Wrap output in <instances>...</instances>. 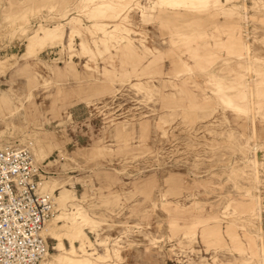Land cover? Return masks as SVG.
<instances>
[{
    "label": "rangeland",
    "instance_id": "1",
    "mask_svg": "<svg viewBox=\"0 0 264 264\" xmlns=\"http://www.w3.org/2000/svg\"><path fill=\"white\" fill-rule=\"evenodd\" d=\"M84 1L0 0V145L29 147L43 180L74 190L62 205L41 186L57 210L43 263L61 241L80 246L79 206L88 250L107 264H245L253 249L264 264V163L246 160L254 143L264 148V118L224 102L264 87L246 64L249 54L264 63V0H239L243 35L235 20L204 17L200 45L190 3ZM117 25L102 42L96 26L110 36ZM229 31L251 48L240 62L222 45ZM248 193L259 216L243 213Z\"/></svg>",
    "mask_w": 264,
    "mask_h": 264
},
{
    "label": "bare ground",
    "instance_id": "2",
    "mask_svg": "<svg viewBox=\"0 0 264 264\" xmlns=\"http://www.w3.org/2000/svg\"><path fill=\"white\" fill-rule=\"evenodd\" d=\"M97 1L99 2V0H85L82 3V5H84L83 8L84 9H89L90 6L93 5L94 3H97ZM100 2H101V0H100ZM159 2L161 4H163V5H169V6H172V7L173 6H179V5H181V6H184L185 5L186 6L189 3L192 5V9H193V13H194L195 32H196L195 33V41L197 42L198 45L201 44L200 37L202 36V30L201 29L203 27L202 20H203L204 17L205 18H209V19H213L215 21L216 20V17H219L220 15H224V16L227 17V19H229L230 22H232V20H235L236 25L238 24V26L236 28V30H237L238 33L237 32H235V33H232L231 32V31H235V30L229 31L231 37L228 36L227 39H229V41H226L225 44L223 42L222 45L223 46L226 45L224 47H226L229 51H232L233 52V50H234L233 53L235 54V57L238 59V62H240V61H242L244 59L243 58V56H244L243 51L247 50V52L250 53V49L251 48L246 45L247 43L245 42L246 43L245 44L239 37H236L235 36V34L236 33L239 34V31H241V30H242V34L241 33L240 34L243 35V29H242V25L241 24H242V21L245 19L244 16H243V14L241 13L242 11L240 12V8L241 7L239 5V0H159ZM110 3H113V2H110ZM135 3H137V5H141L139 3V0H135ZM102 7H104V6H102ZM258 7H259V5H258ZM245 9L243 11L244 13H245ZM114 16H116V15H114ZM95 17H98V16H95ZM215 23H218V21L215 22ZM76 24H78V23H76ZM236 25H234V26H236ZM240 27H241V30H240ZM120 29H121V27L119 25H117L116 28L113 31L114 33H112V35H110V36H107L110 33L105 30V26H96V30L97 31H101V32L104 33V36L105 37L102 38V42H106L108 39H110L112 37H117V36H115V33L117 31H120ZM47 41H49V40H47ZM240 41H241V44H240ZM198 45H197V47H198ZM34 46H37V45H34ZM32 52H33V50L31 51V53ZM196 55H197V57H199L198 54H196ZM249 57H250V60L246 59V64L248 66L247 68H249L248 71H250V69L251 70H255L256 72H258L257 73L258 76H261L262 75L264 77V69H263L264 68V63L261 60V58L255 57V58L252 59L251 56H250V54L248 55V58ZM187 67H188L187 64L185 62H182V68L183 69H186ZM244 67H246V66H244ZM244 82H245V80H244ZM197 86H198V84H197ZM234 100L235 101H233L232 98H230V97H228L227 99L224 100L225 105L228 108L232 109L233 112H237L239 114L247 115V117H248L249 113L250 112H253L252 110L254 109L255 112L262 113V117L264 118V87H261L260 89H258L256 91L253 90V92H250V95L247 94V92H244V93H241V94L238 93V94H236V99H234ZM255 112H253V113H255ZM253 113H251L252 116H253ZM243 139H244V137H243ZM247 140H249V139H247ZM250 142H252V141H250ZM250 142H248V144ZM254 144H255L254 146L251 144L253 147L250 149V153H252L254 155V159L253 160H250V159H248V157H247V159L245 157V159L247 160V163H250L251 166L253 165L254 167H256L258 169V167H260L264 163V148H263V146H262L261 143L260 144L259 143H254ZM35 151H38V150H35ZM246 165H248V164H246ZM256 179H257V177H256ZM42 186H43V189L45 191L51 192V193H54L57 190H59L60 193H61L60 203L62 205H63V203H65V200H67L70 197L69 193H72L74 191L73 189L67 187L66 183H64V182L59 183V182H57V180L53 179V177H49L48 179L44 180ZM247 189H250V188H247ZM245 196H246V194H245ZM246 197H248V199H246V200H248L246 203H250V204H249V208L247 210L243 211V213L247 214V217H251V218L255 217L256 215L259 216V214H257L256 206H257V203L259 202L258 199H260V198L255 197V195H251V193L250 194L248 193ZM256 198H257V200H256ZM227 201H229V200H227ZM233 203H234L235 206H233L232 212L235 213V212L238 211V208L240 207L241 204H239V206H238V204H237L236 201H233ZM229 206H232V203H230L226 207L227 210H229V208H230ZM246 208H247V206H246ZM230 212H231V210H230ZM89 223H90V218H89L88 214L82 208H80L79 206H76V210L74 211V217L72 218V223H70V228H71V230H72V228H73V230L75 229V232H73L72 236H73V239L74 240H79L81 242L80 246L78 247V246L72 244L73 245L72 251H68L66 249L65 245H64V242L61 241L60 244H59V246H58V252L59 253H58V255H56V256L53 257L54 261H51L50 260V261H48L46 263L44 262L43 264H107V256L108 255L103 256V255L97 254V257H94L96 255L95 252H90V250H88V248L93 247V242L88 241L89 238L87 237V233L84 231V229L81 228V226H84L85 224H89ZM253 223H255V222H253ZM247 227H248V225H247ZM45 230H46V228H45ZM217 230H218V228H216V227L213 228V230L211 229V232L213 231L212 236L215 239L218 237L217 236ZM219 231L220 230H218V232ZM44 234H46V232H44ZM85 238H87V239H85ZM250 241L252 242V239H250ZM78 249L79 250H83V252L85 254L84 256L86 258H81V257H78L77 256L78 255V251H77ZM237 249H238V251H239L240 254H245L246 253V248H244V247H239ZM240 257H243V256H240ZM263 257H264V255L262 256V258ZM262 258H260V260ZM240 259H243V258H240ZM258 259H259V256L257 255L256 251L253 249L251 252L247 253L246 258H244V262H245V264H257V262L259 261Z\"/></svg>",
    "mask_w": 264,
    "mask_h": 264
},
{
    "label": "built area",
    "instance_id": "3",
    "mask_svg": "<svg viewBox=\"0 0 264 264\" xmlns=\"http://www.w3.org/2000/svg\"><path fill=\"white\" fill-rule=\"evenodd\" d=\"M45 174L29 147L0 145V264H42L49 256L44 230L57 210L41 191Z\"/></svg>",
    "mask_w": 264,
    "mask_h": 264
},
{
    "label": "crops",
    "instance_id": "4",
    "mask_svg": "<svg viewBox=\"0 0 264 264\" xmlns=\"http://www.w3.org/2000/svg\"><path fill=\"white\" fill-rule=\"evenodd\" d=\"M45 172V171H44ZM47 242H48V240H47ZM60 244V243H59ZM48 245H49V243H48ZM50 247V246H49ZM51 249V248H50Z\"/></svg>",
    "mask_w": 264,
    "mask_h": 264
}]
</instances>
